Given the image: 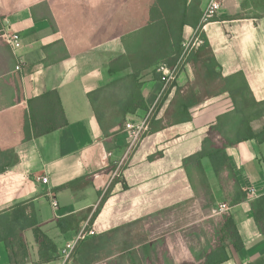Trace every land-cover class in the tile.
Returning <instances> with one entry per match:
<instances>
[{"label": "crops", "instance_id": "crops-1", "mask_svg": "<svg viewBox=\"0 0 264 264\" xmlns=\"http://www.w3.org/2000/svg\"><path fill=\"white\" fill-rule=\"evenodd\" d=\"M209 1L202 0L203 10ZM220 1L217 16L224 19L209 21L203 27L221 65L219 70L224 76L242 71L256 99L264 100V10L245 13L255 0ZM130 2L93 0L83 10L73 0H59L61 5H74L66 12L64 6L55 8L53 0H0V214L21 205L28 215L34 212L60 253L43 262L34 230L27 228L21 232L26 246L16 247L13 255L18 262L12 264H65L61 250L68 243L76 245L83 233L82 239L141 220L139 225L145 218L204 195L201 175L194 166L187 168L184 159L202 149L217 116L232 110L231 98L228 93L206 98L191 108V121L173 123L170 116L177 88L187 93L197 78L194 63L187 61L169 84L156 77L153 69L143 72L141 92L147 108L125 113L131 95L132 82L127 77L131 70L111 74L109 64L126 53L128 36L141 27H113L114 19L131 18ZM134 3L143 4L142 0ZM61 8L74 17L83 11L88 19L109 21L106 31L100 33L106 38L75 50L57 25L55 16L62 13ZM6 31L21 35L17 50L2 34ZM194 31L187 26L185 39ZM52 90L59 93L67 124L35 136L30 101ZM44 102L40 99L39 106L49 99ZM150 113L151 119H162V127L151 128L132 144L124 121L144 119ZM52 121H59L58 112L52 114ZM252 125L261 129L264 118ZM227 151L242 188L248 191V198L236 204H231L232 187L229 191L221 187L210 159H202L216 204H226L223 211L234 217L244 243L243 249L236 250L228 240L230 257L219 264H264V231L251 204L264 195V143L250 139ZM41 176H47L48 182L42 183ZM77 179L72 187H62ZM110 186L109 196L85 232ZM53 200L58 202L56 208ZM204 206L202 203L198 218L183 226L187 230L201 226L196 246H190L183 233L138 240L135 247L142 264H204V251L215 249L223 224L222 214L215 217L213 208ZM70 214L81 218L79 227L62 232L57 220ZM149 242L155 246L147 257L144 246ZM0 264H11V251L4 241H0Z\"/></svg>", "mask_w": 264, "mask_h": 264}, {"label": "trees", "instance_id": "trees-1", "mask_svg": "<svg viewBox=\"0 0 264 264\" xmlns=\"http://www.w3.org/2000/svg\"><path fill=\"white\" fill-rule=\"evenodd\" d=\"M201 3L202 0H150L142 4L143 8H141L145 17L144 15L140 16V20L145 22H142L136 34L128 36L126 53L114 58L109 64L111 74L131 70L127 75L132 82L131 95L125 113L127 111L135 112L138 108H147L141 92L142 82L140 79L143 72L153 69L156 77L162 78L161 73L158 74L157 66L165 63L173 68L178 64L183 51L185 28L190 26L194 29H201L202 27L201 21L204 11L201 8ZM147 4L148 6H146ZM218 18L222 19L223 17L215 16L211 18V21ZM225 18L231 17L227 16ZM201 36L204 38V43L193 49L187 57V61H191L195 65L197 77L195 84L189 88L187 93H182L181 87L177 88L173 100V105L175 104L174 111L170 117L173 123L191 121L193 119L192 107L203 102L206 98L223 93L229 94L233 106L232 110L217 116L216 123L212 124L208 130L202 149L186 157L184 165L187 168L189 165L196 168L201 175L200 180L204 195L209 197L213 206H216L211 182L202 163V159L208 157L221 187L227 191L232 187L231 204H236L248 198V191L244 190L240 184L227 148L236 147L241 142L250 139L264 143V125L259 130H255L252 125L255 120L264 118V100L256 99L242 71L228 76L223 75L219 70L221 65L211 50L209 40L203 31ZM40 99L45 102L49 99V102L39 106L38 101ZM30 111L35 136L49 133L67 124V118L57 90L48 91L35 100H31ZM57 112L59 113V121L56 123L52 121V114L57 115ZM161 121L162 119L156 121L153 117L150 121L152 130L162 127ZM2 170L3 168H0V171ZM78 180L80 179L69 182L62 187H72ZM124 187H127L125 181ZM111 188L112 186L107 189L100 205L90 217L85 232L90 230V226L109 196ZM251 204L255 220L264 231V195L253 199ZM90 211L91 209H88L87 213ZM221 214L223 224L219 237L214 243L215 249L204 251L206 258L204 264H219L228 260L230 257L226 251L228 240L236 250H241L244 247L232 214L228 211H223ZM80 220L81 218L78 215L70 214L59 218L57 225L62 232H67L68 230L78 229ZM140 221H135L106 233L80 239L71 255L73 263L142 264L135 244L126 241L124 236L127 229L137 225ZM27 228H33L34 230L36 241L40 245L41 260L43 262H48L60 256L57 245L41 229L35 213L28 215L21 205L12 211L0 214V241H4L11 251V264L18 262L13 255L16 247L23 248L26 246L21 232ZM154 246V242H149L144 246L147 257L148 250ZM115 248L116 251H114Z\"/></svg>", "mask_w": 264, "mask_h": 264}, {"label": "rangeland", "instance_id": "rangeland-1", "mask_svg": "<svg viewBox=\"0 0 264 264\" xmlns=\"http://www.w3.org/2000/svg\"><path fill=\"white\" fill-rule=\"evenodd\" d=\"M89 1L93 0H73V3L80 9L84 10L85 7H88ZM134 1L131 0L129 4V16H131L129 20H113V27L115 28V30H119L118 28L121 27H123V29H132L136 26L141 25L142 22H145L140 20V16L144 15L145 17L144 11L142 10L143 7L141 8V6L134 3ZM149 1L150 0H142L143 3H147ZM53 2L55 8H57L58 6H64L66 12L74 8V5H61L59 3V0H53ZM146 6H148V4ZM61 9L62 13L59 12L60 18H57L55 16L57 25L59 26V29L62 30L63 34L75 50L87 49L96 44L99 40L106 38L100 35V33L106 31V23H109V21L88 19V14H85L83 11L75 14V18L73 16L74 14L64 13L63 8ZM260 10H264V0H255V2L253 3V8L247 9L245 13L250 14L252 11H254L255 13V11ZM56 11V13H58V10ZM135 16L137 17L135 18ZM203 196H198L202 199L196 197L195 199L187 203L179 205L178 208L157 213L155 216L147 218L141 224L127 229L124 233L126 241L136 244L138 240L154 239L156 237L166 235L170 232L172 234H176L177 236H180V234L182 233L185 234L187 240L189 241V245L196 246L198 243L197 234H199L201 226L197 225L195 226V228H192L190 230L184 229L183 226L200 216V206L202 203H204L205 208L209 207L218 209L219 207L218 204L216 206H213L209 197ZM213 209L211 211V214H216L215 217L221 215L220 212L217 213ZM114 251H116V248L114 249ZM103 257H105V255H103Z\"/></svg>", "mask_w": 264, "mask_h": 264}, {"label": "built area", "instance_id": "built-area-1", "mask_svg": "<svg viewBox=\"0 0 264 264\" xmlns=\"http://www.w3.org/2000/svg\"><path fill=\"white\" fill-rule=\"evenodd\" d=\"M222 8V3L220 0H210L207 7L203 10V17H202V27L201 29L196 28L194 33L189 39H185L183 41V51L181 53L180 59L178 64L175 67H169L167 64L162 63L159 66H157V71L161 73L162 80L169 84L172 81H174L182 69V66L187 62V57L190 54V52L193 49L198 48L204 43V38L201 36V33L203 31L204 24L211 21V18L218 15ZM2 34L5 35L8 42L11 44L14 50H17L21 46V35L19 32H5ZM20 68V65L18 66ZM151 121V113L147 115L144 119L140 120H129L125 123V130L128 131L129 137L132 140V144L138 143L146 134H148L151 130L150 126ZM42 183L48 182L47 176H41L39 179ZM250 193L255 194L254 191H251ZM53 206L56 208L58 206V202L56 200L52 201ZM226 204L222 203L219 205L218 209H213L217 213L223 212L225 209ZM92 233V232H91ZM86 234L83 233L80 239L84 237ZM75 248L74 243H68L65 248L61 250V255L65 260V264H74L72 260V252Z\"/></svg>", "mask_w": 264, "mask_h": 264}]
</instances>
